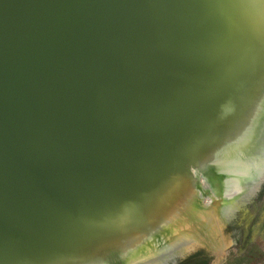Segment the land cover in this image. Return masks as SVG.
I'll return each instance as SVG.
<instances>
[{"label":"water","instance_id":"95a60500","mask_svg":"<svg viewBox=\"0 0 264 264\" xmlns=\"http://www.w3.org/2000/svg\"><path fill=\"white\" fill-rule=\"evenodd\" d=\"M264 255V0H0V264Z\"/></svg>","mask_w":264,"mask_h":264},{"label":"crops","instance_id":"0c3cea01","mask_svg":"<svg viewBox=\"0 0 264 264\" xmlns=\"http://www.w3.org/2000/svg\"><path fill=\"white\" fill-rule=\"evenodd\" d=\"M249 264H264V255L251 261Z\"/></svg>","mask_w":264,"mask_h":264}]
</instances>
